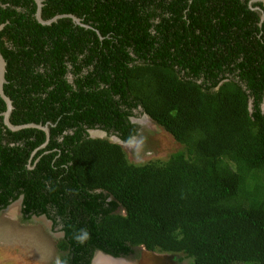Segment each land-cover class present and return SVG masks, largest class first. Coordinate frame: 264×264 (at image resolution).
Here are the masks:
<instances>
[{"label":"trees","instance_id":"16d2710c","mask_svg":"<svg viewBox=\"0 0 264 264\" xmlns=\"http://www.w3.org/2000/svg\"><path fill=\"white\" fill-rule=\"evenodd\" d=\"M42 1L43 20L81 24L0 0L9 121L48 128L9 129L0 97V211L49 220L59 264H264V2ZM138 113L182 150L130 162L110 137H139Z\"/></svg>","mask_w":264,"mask_h":264},{"label":"rangeland","instance_id":"374dc122","mask_svg":"<svg viewBox=\"0 0 264 264\" xmlns=\"http://www.w3.org/2000/svg\"><path fill=\"white\" fill-rule=\"evenodd\" d=\"M131 119L140 126L141 131L139 137L122 144L130 162H162L175 151L182 150L181 145L150 118L138 113ZM92 136L104 135L101 136L98 131L93 132ZM18 203H12L0 211V264H59V252L55 247L56 240L61 236L58 229L52 228L50 221L43 216H33L24 221ZM93 259L91 264H104L106 258L95 253ZM111 261L113 264H192V260L181 253L149 252L144 249L135 259L118 258ZM111 261L105 264H111Z\"/></svg>","mask_w":264,"mask_h":264},{"label":"water","instance_id":"95a60500","mask_svg":"<svg viewBox=\"0 0 264 264\" xmlns=\"http://www.w3.org/2000/svg\"><path fill=\"white\" fill-rule=\"evenodd\" d=\"M36 2V5H37V10H36V19L38 20L39 23L41 24H45V25H48V24H51L52 22H55L57 19L61 18V17H70L72 18L73 22L77 23V24H81V21L79 18L71 15V14H62V15H56L48 20H43L41 18V8H42V5H43V1L42 0H34ZM264 2V0H262ZM4 27V24H0V30ZM5 65H6V62L0 52V97L4 100V102L6 103V111L4 112L3 116H4V124L11 130H18V129H21V128H25V127H36V128H39L41 130H43L47 135H48V128L47 126H41V125H38V124H26V125H12L9 121V114H10V111L12 109V102L11 100L5 96L4 92H3V84L5 83ZM262 108L264 109V103L262 105ZM94 133L95 132H98V130L96 131H93ZM99 134L101 136H105V132L104 131H99ZM95 136H98L97 134H93ZM111 140L113 142H117V143H120L122 144V142L117 138V137H111ZM108 258H112L110 256H106ZM111 260H114V258H112Z\"/></svg>","mask_w":264,"mask_h":264},{"label":"clouds","instance_id":"9594fccd","mask_svg":"<svg viewBox=\"0 0 264 264\" xmlns=\"http://www.w3.org/2000/svg\"><path fill=\"white\" fill-rule=\"evenodd\" d=\"M142 115H144V116H146V117H148L146 114H142ZM149 118V117H148ZM93 131H96V130H90L89 132H90V136L91 137H93L92 136V133H93ZM98 131H101V130H98ZM104 137V136H103ZM111 137H114V136H111ZM111 137H110V140H111ZM116 137V136H115ZM120 140V139H119ZM112 141V140H111ZM122 142V141H121ZM122 144H124L123 142H122ZM97 254H103V253H101V252H96ZM104 256H106L105 254H103ZM114 259H118V258H114Z\"/></svg>","mask_w":264,"mask_h":264},{"label":"bare ground","instance_id":"6f19581e","mask_svg":"<svg viewBox=\"0 0 264 264\" xmlns=\"http://www.w3.org/2000/svg\"><path fill=\"white\" fill-rule=\"evenodd\" d=\"M97 255H101V256H104L103 254H97ZM106 259H105V261L103 262L104 264L106 263V261H111V260H109V259H112V258H108V257H106V256H104ZM96 258V255H95V257H94V259ZM93 259V260H94ZM113 261H111V262H109V263H111V264H113L112 263Z\"/></svg>","mask_w":264,"mask_h":264},{"label":"flooded vegetation","instance_id":"af4514ba","mask_svg":"<svg viewBox=\"0 0 264 264\" xmlns=\"http://www.w3.org/2000/svg\"><path fill=\"white\" fill-rule=\"evenodd\" d=\"M110 11H114V8L111 9H106V12H110ZM183 19H187L186 17ZM190 22V20L188 21V23ZM17 203V202H16ZM20 204V202L18 203V205ZM46 219V218H45ZM47 220V219H46ZM49 221V220H48ZM51 223V222H50ZM61 237V236H60Z\"/></svg>","mask_w":264,"mask_h":264}]
</instances>
